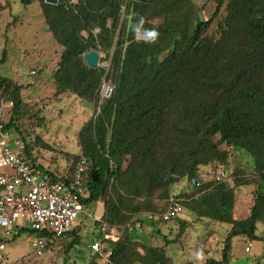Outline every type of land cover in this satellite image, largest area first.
Wrapping results in <instances>:
<instances>
[{"label":"trees","instance_id":"16d2710c","mask_svg":"<svg viewBox=\"0 0 264 264\" xmlns=\"http://www.w3.org/2000/svg\"><path fill=\"white\" fill-rule=\"evenodd\" d=\"M213 1L215 13L204 19L195 0H38L63 48L54 73L55 94L72 92L99 108L78 132L80 152L70 166L87 159L88 196L83 202L103 203L98 220L118 227L120 237L110 241L112 254L106 261L91 250V264H166L170 256L165 245L146 244L140 232L147 224L165 221H147L140 215L164 211L184 178L190 179L192 192L181 189L174 194L184 207L229 226L222 257L212 262L230 264L236 237L242 236L247 247L253 240L264 243L257 235L264 222V0ZM224 6L217 38L208 31ZM153 18L161 22L153 25ZM141 19L143 29L158 31L154 42L137 38L134 27ZM112 48L107 72L101 66L88 67L84 53ZM6 58L4 53L0 64ZM104 75L115 89L101 100ZM22 89L14 79L0 76L2 100L11 105L8 130L21 132ZM21 151L44 166L34 159L29 143L24 141ZM239 151L252 161L247 168L234 166L231 188L214 179L199 186L192 183L201 167L214 163L222 169ZM249 169L254 173L245 178ZM248 184L256 185L255 202L248 216L238 218L237 187ZM174 219H179V231L174 239L163 235L166 245L178 242L189 224L180 216ZM137 220L143 222L140 229ZM81 228L83 222L64 236L52 237L45 251L69 238L67 247L81 243ZM28 232L21 227L9 242Z\"/></svg>","mask_w":264,"mask_h":264},{"label":"rangeland","instance_id":"374dc122","mask_svg":"<svg viewBox=\"0 0 264 264\" xmlns=\"http://www.w3.org/2000/svg\"><path fill=\"white\" fill-rule=\"evenodd\" d=\"M1 3L0 59L3 58L4 53L7 58L4 63L0 64V76L12 78L23 86L21 97L25 104L24 116L18 122L21 132L14 128L10 130L11 145L17 149L23 146L25 141L31 145V153L36 161L50 169H67L80 152L78 132L99 108L96 109L93 100L82 99L72 92H64L60 96L55 94L54 73L59 67L63 48L49 30L38 0L30 2L1 0ZM195 3L204 19L211 18L216 11L217 5L213 0H195ZM225 14L224 6L218 11L209 28L210 35L217 38L220 36L221 31L218 26ZM160 22V18L150 20L153 25ZM137 38L148 39L144 33H139ZM113 50L114 48L100 49L99 51L101 59L98 66L104 67L106 72L110 68ZM32 70H35L36 73L33 74ZM1 94L0 91V100L5 97ZM5 103H8L5 110L8 121L11 105L9 102L5 101ZM236 161H242L247 168V162L252 159L248 154H242L241 151L234 153L229 165L224 167L230 172L231 185L236 177L234 173ZM220 167L221 165L214 163L201 167L198 177L202 184L213 180L214 172L218 171ZM253 173L251 169L246 170L245 178ZM191 187L190 179L184 178L183 183L174 188L172 195L178 194L184 189L187 192H192ZM237 194L239 201L242 200V207L248 211L255 202L256 185L239 186ZM102 207L103 203H94L91 205L95 214L94 219L81 213L74 221L73 227L83 222V228L78 233L81 236V243L67 247L71 241L69 238L66 242L56 243L53 249L44 251L42 255H37L31 238L28 234H24L9 242L8 264H91L90 243L98 235L99 222L97 219L103 213ZM237 211L238 207L236 216L244 218L243 215L239 216ZM180 218L187 219L189 224L178 242L166 245L163 235L174 239L179 231V219L158 222L154 226L149 224L143 226L140 232L145 234L146 239L142 241L157 246L165 245L170 256L166 264H216L212 261H218L222 257L223 241L227 236L229 226L201 218L188 208H185V211L180 214ZM257 235L264 238V222L259 224ZM258 241L255 240L252 252H250V246L247 250L245 247L247 243L244 244L243 237H236L233 247V252L236 255L230 264H264V243ZM138 249L142 253L144 252L141 246Z\"/></svg>","mask_w":264,"mask_h":264},{"label":"built area","instance_id":"2783aa9c","mask_svg":"<svg viewBox=\"0 0 264 264\" xmlns=\"http://www.w3.org/2000/svg\"><path fill=\"white\" fill-rule=\"evenodd\" d=\"M98 31V29H96ZM33 74L35 70L31 71ZM114 84L105 76L100 84V98L107 99L114 93ZM8 103L0 100V264H7L6 249L9 240L21 227H27L32 245L37 255H42L52 237L67 234L81 213L95 218L91 206L83 202L88 196V161L84 157L74 168L50 169L35 165L21 151V147L11 145V133L6 128L5 110ZM214 180H229L230 172L222 168L214 172ZM196 186L202 184L199 178H193ZM185 211L183 199L171 195L167 199L164 211H148L140 216L147 221H171ZM99 222V233L91 241L90 248L106 261L112 254L110 241L120 237L118 227L104 220ZM135 226H143L141 220ZM249 250V247H247Z\"/></svg>","mask_w":264,"mask_h":264},{"label":"water","instance_id":"95a60500","mask_svg":"<svg viewBox=\"0 0 264 264\" xmlns=\"http://www.w3.org/2000/svg\"><path fill=\"white\" fill-rule=\"evenodd\" d=\"M47 3L50 4H58L59 0H45ZM143 3H148L150 0H136ZM84 59L89 68L93 69L98 66L100 62V54L96 49H92L84 53ZM228 188H231V183L229 180L225 181Z\"/></svg>","mask_w":264,"mask_h":264},{"label":"crops","instance_id":"0c3cea01","mask_svg":"<svg viewBox=\"0 0 264 264\" xmlns=\"http://www.w3.org/2000/svg\"><path fill=\"white\" fill-rule=\"evenodd\" d=\"M5 3H6V5H7V2L5 1ZM2 3H1V0H0V6H2L1 5ZM243 154V153H242ZM238 165H243L244 167H245V164L241 161V162H239V161H236V164L234 165V166H238ZM246 165H248V162H247V164ZM241 201L242 200H240L239 201V199H238V202H237V207H238V211H237V214L240 216V215H243V217H246V216H248L249 215V210L248 211H246V210H244V208L242 207V204H241ZM91 206V205H90ZM143 213H145V212H143ZM98 220V219H97ZM119 229V228H118ZM255 242V240H253L252 242H251V244H250V252H252V246H253V243ZM258 242H260V241H258ZM9 244V243H8ZM235 244V243H234ZM234 244H233V247H234ZM244 244H245V242H244ZM245 246V245H244ZM245 247H247V245L245 246ZM7 248H8V245H7ZM261 249V248H260ZM249 252V253H250ZM236 255V253L234 254V252H233V257ZM7 256H8V251H7V249H6V261H7V264H8V260H7Z\"/></svg>","mask_w":264,"mask_h":264},{"label":"clouds","instance_id":"9594fccd","mask_svg":"<svg viewBox=\"0 0 264 264\" xmlns=\"http://www.w3.org/2000/svg\"><path fill=\"white\" fill-rule=\"evenodd\" d=\"M143 23L144 21L143 19H141L138 24L134 27V32L141 33V31H143L144 35H146L151 41L154 42L159 35L158 31L155 28L150 30L143 29Z\"/></svg>","mask_w":264,"mask_h":264}]
</instances>
